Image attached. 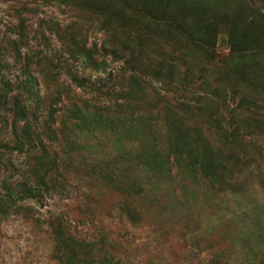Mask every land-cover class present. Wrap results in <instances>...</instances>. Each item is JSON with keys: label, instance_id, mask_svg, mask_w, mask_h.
Returning a JSON list of instances; mask_svg holds the SVG:
<instances>
[{"label": "rangeland", "instance_id": "rangeland-1", "mask_svg": "<svg viewBox=\"0 0 264 264\" xmlns=\"http://www.w3.org/2000/svg\"><path fill=\"white\" fill-rule=\"evenodd\" d=\"M0 264H264V0H0Z\"/></svg>", "mask_w": 264, "mask_h": 264}, {"label": "trees", "instance_id": "trees-1", "mask_svg": "<svg viewBox=\"0 0 264 264\" xmlns=\"http://www.w3.org/2000/svg\"><path fill=\"white\" fill-rule=\"evenodd\" d=\"M231 50H235L234 47H233V44H231ZM27 69H28V66H26V71L24 72V74L28 75V76H27V78H24L21 81V90L24 93V95L26 96L25 97L26 99H24V101L22 100L21 103L17 106V108L15 110V118H16L17 124L18 123H20V124L22 123V125H20L21 126L20 127L21 139L19 141L18 148H20L21 150H24L26 147H31L32 146L33 147V152L35 151V153H36L38 151H43L46 156H49V153H50V149L49 148H50V146H46V144L41 141V135L40 134L37 137V139L40 138L39 145H37V147H36L35 143H33V139H32L33 138L32 137L33 131H31V129H32L31 122L32 121L30 120V118L32 117L33 118V123L36 124L35 122L39 121L36 112L39 111L41 107L44 108L46 106L45 105L46 102H44V100H43V98L41 96V89H40L41 83H40V80L36 76L31 74L30 72H27L28 71ZM73 80L74 81H78L76 78L73 79ZM30 105H34V107H32ZM50 109H51V107H49V111H50ZM44 116H45V114L43 115V119L49 117L46 120V123H45L46 127L49 130H51V131L56 133V128H55L56 123L52 122L53 121L52 118H55V112L52 111L50 113V116H48V117L47 116L44 117ZM49 119H51V121H48ZM43 122L41 124H43ZM37 130H38V128L35 127L34 128V133L35 134L37 133ZM54 140H56V141L58 140L56 135H55V139ZM29 144H33V145L28 146ZM60 146H63V145H60ZM63 153L67 157L69 155H71V152L63 151ZM44 161H47V162L49 161V163H50V161H52V167L55 166V170L57 169V167L60 164H63V163L65 164V162H66V160H65V162H63V157L60 154H58V153H56L55 156L51 157L49 160L46 159V157H44L43 158V162ZM36 162L33 164V166H36V164L37 165L41 164V162L37 161V159H36ZM63 166H65V165H63ZM49 174L50 173H47V175H45L43 179L38 181V183H36V181L34 180V178L32 176L33 174H31L30 180H33V185L30 184L29 182H27L26 184H23V182H22L21 183V185H22L21 187L23 188V190L25 189L26 191L27 190L32 191V194H34V197L40 199L42 196H44L45 193H50L52 191L51 188H50V181L52 182V185H51L52 188H54L56 186L55 177L52 176V173H51V175H49ZM3 202H4V205L10 203L8 208L17 209V202L11 201V202L6 203L5 200H3Z\"/></svg>", "mask_w": 264, "mask_h": 264}]
</instances>
